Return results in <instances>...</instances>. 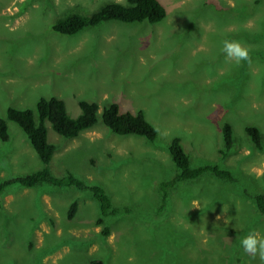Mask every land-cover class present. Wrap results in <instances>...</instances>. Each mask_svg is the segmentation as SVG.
<instances>
[{
    "label": "rangeland",
    "instance_id": "obj_1",
    "mask_svg": "<svg viewBox=\"0 0 264 264\" xmlns=\"http://www.w3.org/2000/svg\"><path fill=\"white\" fill-rule=\"evenodd\" d=\"M158 1L166 10L159 22L110 20L62 35L50 29L57 18L127 1L0 0V117L12 107L36 119L41 97L61 99L72 118L80 100L98 106L96 123L73 138L44 122L55 147L46 165L7 121L0 181L47 167L101 186L112 206L125 207L98 224L89 190L11 184L0 192V264H264L240 245L249 232L264 238V212L251 200L264 195V0ZM225 40L239 41L249 59L228 58ZM112 102L142 110L154 140L106 128L102 110ZM224 122L233 138L226 154ZM245 126L258 129L260 148ZM173 137L192 167L217 164L232 179L182 180L161 202L157 186L176 172L167 149Z\"/></svg>",
    "mask_w": 264,
    "mask_h": 264
},
{
    "label": "trees",
    "instance_id": "obj_2",
    "mask_svg": "<svg viewBox=\"0 0 264 264\" xmlns=\"http://www.w3.org/2000/svg\"><path fill=\"white\" fill-rule=\"evenodd\" d=\"M127 4L108 3L90 14H81L77 12L67 13L54 20L50 25L53 32L62 35H74L85 27H93L102 22L115 20L123 23L142 22L156 23L161 21L166 14V10L158 0H126ZM80 113L72 118L68 115L64 102L56 97L39 98L35 104L36 119H34L33 110L16 109L7 107L5 116L0 117V140H8L7 121L16 123L25 134L29 144L32 146L39 160L48 164L53 152L54 145L47 142L45 121L47 120L52 129L59 135L66 138H73L84 129L92 127L96 121L98 106L95 102L84 100L78 101ZM102 123L112 133L117 135H136L142 136L147 141H153L156 136V129L144 116L142 110L136 112L121 111L117 103H110L102 110ZM245 133L251 142L257 147H261V137L255 126H245ZM223 148L222 154H226L233 143L232 128L229 123L224 122L221 126ZM168 153L171 161L175 165L176 172L171 179L162 181L158 187L161 202H165L171 186L182 180H194L203 174H211L218 180H231L232 175L228 169L222 168L217 164H201L192 167L189 156L184 151L179 137H173L168 144ZM17 183L24 187H32L43 183H49L56 187L74 186L79 190H89L92 196L98 201L100 207V216L96 223H103L107 215H116L123 211L125 207H114L104 189L99 185H90L82 179H79L67 172L61 177L54 176L47 167L36 170L32 173L16 176L0 181V192L5 187ZM251 200L254 202L259 212H264V195L253 193ZM77 203L72 201L68 207L66 217L68 220L74 217ZM102 233L106 235L108 229L104 227ZM92 264H98L92 262Z\"/></svg>",
    "mask_w": 264,
    "mask_h": 264
},
{
    "label": "clouds",
    "instance_id": "obj_3",
    "mask_svg": "<svg viewBox=\"0 0 264 264\" xmlns=\"http://www.w3.org/2000/svg\"><path fill=\"white\" fill-rule=\"evenodd\" d=\"M222 51L228 58L235 60L237 64L249 59L248 49L236 40L223 41ZM240 245L245 252L253 256L259 254L260 259L264 261V238L258 239L254 233L249 232L247 235L240 238Z\"/></svg>",
    "mask_w": 264,
    "mask_h": 264
}]
</instances>
